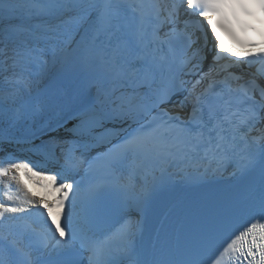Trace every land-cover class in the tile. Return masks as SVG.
<instances>
[{
    "label": "snow or ice",
    "instance_id": "obj_1",
    "mask_svg": "<svg viewBox=\"0 0 264 264\" xmlns=\"http://www.w3.org/2000/svg\"><path fill=\"white\" fill-rule=\"evenodd\" d=\"M254 9L264 15V0H0V120L48 107L77 121L62 171L0 160V264H264V49H222L213 24L214 16L240 23ZM173 163L205 173L232 164L233 175L258 169V191L233 213L244 225L157 231L145 240L144 216L161 186L156 172L163 177ZM81 170L86 179L70 178ZM22 173L59 195L37 200ZM32 211L41 227L3 230L22 218L12 214Z\"/></svg>",
    "mask_w": 264,
    "mask_h": 264
},
{
    "label": "bare ground",
    "instance_id": "obj_2",
    "mask_svg": "<svg viewBox=\"0 0 264 264\" xmlns=\"http://www.w3.org/2000/svg\"><path fill=\"white\" fill-rule=\"evenodd\" d=\"M74 115V113L66 111L57 113L51 108L45 109L43 113L40 112L33 118L24 119L23 124L20 123L21 121L13 122L7 118L0 120V150L7 143H10L16 148H29L43 145V135L50 132L51 138L46 140L45 143V155L47 160H50L51 156L57 160L60 154L62 155V140L59 138L62 137L63 130L72 128V124L77 123L74 119ZM101 131H103V129H101ZM9 156L15 157L17 154H12L10 152L9 154L0 155V160L7 162V157ZM41 159L44 161V157H41ZM48 168L53 170L49 165ZM156 174H159V171H157ZM158 176L162 178L161 175ZM171 180L174 182L178 181L175 176L171 178ZM169 184L170 183L167 182V186H169ZM183 188L185 187L179 184L173 190L171 198L157 218L156 225L153 226L150 231L151 236H154L157 231L164 234L177 229L179 224L184 220V212H181L179 216H175V213L179 210L191 207L188 217L192 218L207 204L206 198H197L195 196L197 190H189L186 193L185 191H180ZM172 216L173 220L169 221Z\"/></svg>",
    "mask_w": 264,
    "mask_h": 264
},
{
    "label": "rangeland",
    "instance_id": "obj_3",
    "mask_svg": "<svg viewBox=\"0 0 264 264\" xmlns=\"http://www.w3.org/2000/svg\"><path fill=\"white\" fill-rule=\"evenodd\" d=\"M100 131V130H98ZM11 149H6V151H10ZM12 154L16 153L15 151L14 152H11ZM11 155V154H10Z\"/></svg>",
    "mask_w": 264,
    "mask_h": 264
}]
</instances>
